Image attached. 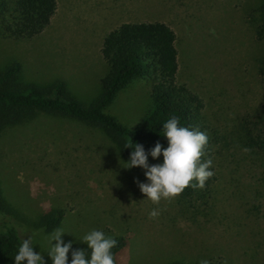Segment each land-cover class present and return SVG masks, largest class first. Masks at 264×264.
<instances>
[{"label":"rangeland","instance_id":"1","mask_svg":"<svg viewBox=\"0 0 264 264\" xmlns=\"http://www.w3.org/2000/svg\"><path fill=\"white\" fill-rule=\"evenodd\" d=\"M57 1V13L39 34L19 40L0 36V70L17 63L20 81L41 86L62 79L71 95L89 105L99 93L106 71L99 53L102 27L158 21L175 33L176 82L203 98L212 124L222 130L224 119L233 116L232 110H257L264 99L256 61L260 44L253 34V17L258 16L262 0H93L99 5V20L95 5L77 10L76 3ZM101 11L111 26L103 25ZM97 27L96 37L90 35V29ZM149 81L132 80L105 111L124 126L138 128L150 106ZM223 103L228 105L226 109L218 107ZM23 130L20 141L10 138L0 150L1 161H6L4 170L10 173L5 196L26 199L21 196L25 193L36 210L40 205L63 210V219L54 229L65 231L61 246L70 242L66 259L86 246L80 236L98 229L127 241L114 264L178 260L198 264L200 259L264 264L260 167L244 153L215 154V169L211 164L216 177L214 193L208 201L195 203V215L181 216L177 215L181 204L177 195L155 204L144 199L139 185L149 183L145 169L120 167L123 159L112 142L95 129L42 117ZM148 157V165L161 162L159 155ZM230 172L234 182L229 180ZM152 209L158 211L156 217L148 216ZM0 223L15 225L23 239L33 235V253L40 251L43 262L51 264L44 242L51 231L34 230L12 216L1 217Z\"/></svg>","mask_w":264,"mask_h":264},{"label":"trees","instance_id":"2","mask_svg":"<svg viewBox=\"0 0 264 264\" xmlns=\"http://www.w3.org/2000/svg\"><path fill=\"white\" fill-rule=\"evenodd\" d=\"M55 10L56 0H0V36L18 40L32 38L49 24ZM256 12L258 16L253 17V34L260 44L257 73L263 84L260 87L264 89V0ZM100 53L106 71L100 79V91L89 105L71 95L62 79L45 86L25 83L19 80L20 65L11 63L4 66L0 70V150L8 145L10 138L20 141L23 129L45 117L95 129L112 142L121 159L127 160L131 149L125 145L129 140L139 144L146 156L156 143L162 149L166 147V139L159 135L160 127L169 116H176L182 126L196 128L207 135L201 161L211 159L215 169V154L227 155L229 150L242 152L260 167V186L264 190V99L257 110H232L233 116L224 119L223 131L212 124L214 119L205 113L203 98L186 85L176 82L175 33L163 22L121 23L104 35ZM137 78L150 80V106L140 126L130 129L105 110L119 91ZM218 107L226 109L228 105L223 103ZM5 163L0 158V219L12 216L38 231L49 232L58 227L63 219V210L58 206L40 205V210H36L28 203L29 197L25 193L21 196L26 199L12 195L13 199L9 200L5 196L4 184L10 178V173L4 170ZM209 170L212 171L211 166ZM215 179L214 175L207 178L202 188L185 187L176 198L181 203L177 215H195V203L201 199L208 201L214 193ZM234 179L233 172H230L229 180L234 182ZM21 238L15 225L6 227L0 223V264H12ZM115 239L116 246L111 249L114 261L117 255L124 253L127 245L126 239ZM85 249L86 246L82 248ZM70 261L71 258L66 259L65 264H70ZM21 264L26 262L21 261ZM167 264L189 263L178 260ZM208 264L222 263L210 260Z\"/></svg>","mask_w":264,"mask_h":264},{"label":"clouds","instance_id":"3","mask_svg":"<svg viewBox=\"0 0 264 264\" xmlns=\"http://www.w3.org/2000/svg\"><path fill=\"white\" fill-rule=\"evenodd\" d=\"M159 135L166 139L167 146L162 149L161 145L156 143L147 156L155 159L159 155L160 163L148 165L143 148L129 140L125 148H130L131 151L127 160H121L122 166H120L124 169L134 166L145 169L144 176L149 183L140 184L139 190L144 199L154 204L162 198L175 197L185 187L202 188L204 181L213 175V172L209 170L212 164L211 159L203 161L200 159L204 145L207 143V135L204 132L182 126L178 117L169 116L163 121ZM191 181L195 183H190ZM157 215L156 209L148 212L149 217ZM64 232V229L57 228L44 238L46 253L51 264H65L70 242L61 246L60 236ZM79 239L86 245V249L72 252L70 264H114L111 249L116 246L117 241L113 236L101 230L92 229L85 232ZM53 240L56 241L55 244L51 243ZM32 245H34L33 235L27 239L21 238L12 257V264H21V261H25L26 264H43L41 252L33 253ZM86 255L87 259H85ZM198 264H208V260L200 259Z\"/></svg>","mask_w":264,"mask_h":264},{"label":"crops","instance_id":"4","mask_svg":"<svg viewBox=\"0 0 264 264\" xmlns=\"http://www.w3.org/2000/svg\"><path fill=\"white\" fill-rule=\"evenodd\" d=\"M97 1V0H96ZM94 2L93 0H68V2L70 3V2H73L72 4H74L75 5V3L77 4V10H78V7H81V6H85V7H87L88 5H90V6H92V5H95V6H97V8H96V10L98 11L97 12V14H96V17H97V20H99V17L98 16H100V10H99V5H98V3L97 2ZM57 0H56V10H55V12L57 13ZM104 3L102 4V8L104 9ZM54 12V13H55ZM101 13H102V11H101ZM103 15H102V17H100V19L101 20H104V24L103 25H110V24H113V23H107L106 24V21H105V17H104V12L102 13ZM53 17V15L51 16V18ZM51 18H50V20H51ZM100 20V21H101ZM142 22H147V21H142ZM122 23H126V22H122ZM119 24H121V23H119ZM119 24H117V25H119ZM117 25H115L113 28H115ZM111 26V25H110ZM109 26V27H110ZM111 28V27H110ZM109 28V29H110ZM113 28H111L110 30H112ZM98 29H99V27H97V28H95V29H90V31H89V33H90V35H92V34H94V36L96 37V35H97V31H98ZM108 29V27H105V26H103L102 27V31H101V34L103 35L102 36V38H101V42H100V47H99V53H100V48H101V43H102V39H103V37H104V35L106 34V32L108 31H110ZM107 32V33H108ZM93 36V35H92ZM91 36V37H92ZM100 55H101V53H100Z\"/></svg>","mask_w":264,"mask_h":264}]
</instances>
